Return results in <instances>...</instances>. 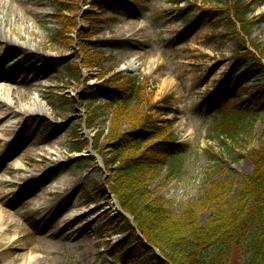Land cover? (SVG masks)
<instances>
[{"label":"rangeland","instance_id":"obj_1","mask_svg":"<svg viewBox=\"0 0 264 264\" xmlns=\"http://www.w3.org/2000/svg\"><path fill=\"white\" fill-rule=\"evenodd\" d=\"M109 1L115 3V8L104 10L105 6H93L97 2L106 5ZM181 1L176 4V0H72L69 3L42 0L38 11H44L46 16L37 20L33 28L43 39L44 49L36 47L35 51L23 54L19 47L23 42H0V69L4 72L21 68L25 76L20 74L18 78L41 79L31 70L38 66L49 69L45 76L48 82L42 91L49 115H35L20 123L17 137L24 144L23 150L65 137L58 153L28 157L27 167L37 170L39 176L24 185L27 193L24 199L9 201L7 219L15 226L6 237L19 241L17 247L10 249L6 261L13 259L18 264L23 255L35 249L34 253L44 264H144L136 254L132 255L135 247H123L126 244L123 233L111 222L116 216L126 214L109 193L106 181L114 177L120 162L110 170L105 167L106 160L117 159L116 150L105 146L110 143L108 137L113 136V143L120 142L128 132L137 129L130 127L136 112L156 121H174L172 137L165 141L180 149L179 154L165 162L164 168L147 175V201H164L176 218L192 207L201 226L216 211L236 208L239 184L252 171L248 155L264 141V91L263 83L253 77V72L244 74L229 90H222L221 85L233 67V53L242 41L264 64V0H252L248 21L255 24L248 36L243 35L230 11L233 0ZM129 25L142 30L135 37L139 45L131 53L144 56L135 68L122 72L124 63L138 58L119 55L121 39L116 36ZM160 27L161 32L157 33ZM15 28L19 30V26ZM104 35L107 42L101 43L99 39ZM153 60L157 67L149 70ZM74 67L75 75L70 71ZM114 74L123 80L138 79L144 87L142 101L129 108L113 109L106 104L101 88ZM255 92L254 96L250 95ZM31 93L28 91L25 99ZM165 97L170 98L172 111L167 117L157 110ZM238 113L243 116V131L229 141L220 130L238 119ZM161 139L151 136L139 147L134 144L130 148L119 147L121 161L144 156ZM16 155L12 153L10 158ZM7 160L0 164V170ZM64 175L71 181L62 186V191L48 188L53 179ZM13 190L14 187L9 188L10 198ZM64 190L72 194L60 201L58 198L64 196L61 193ZM74 196L79 197V210L73 209ZM24 200L30 202L24 204ZM35 202L53 204L52 212L44 221L40 214L32 217L27 225L23 217H27ZM90 210V215L83 217ZM67 213L80 214L72 225L78 236L76 240L66 239L64 232L52 238L46 236V231ZM97 217V222L92 224L91 220ZM129 221L139 238L135 243L169 264L164 258L165 250L144 239L132 219ZM75 241H80L79 247H74ZM6 261L0 259V264Z\"/></svg>","mask_w":264,"mask_h":264},{"label":"trees","instance_id":"obj_2","mask_svg":"<svg viewBox=\"0 0 264 264\" xmlns=\"http://www.w3.org/2000/svg\"><path fill=\"white\" fill-rule=\"evenodd\" d=\"M71 1L63 0L66 3ZM176 2L179 4L182 1ZM232 3L230 11L233 12L238 27L243 35H250V29L255 24L248 21L252 0H233ZM93 6L111 9L115 8V3L109 1L104 5V2H97ZM232 62L233 67L224 77L226 81L221 85L222 90H228L235 81L239 83L244 74L253 72V77L263 83L264 91V64L253 52L245 48L243 41L233 53ZM70 71L75 75L76 67L70 68ZM116 76H111L101 88L102 93L106 95V104L114 109L116 106L129 108L141 102L143 84L136 78L123 80ZM255 94L257 92L250 93L253 96ZM169 100V97L163 98L160 101L163 105L157 109L164 117L172 114ZM238 114L239 118L233 119L232 124H224L225 126L221 127L223 137L229 141L235 140L243 131V116L241 117L242 113ZM135 115L137 119L131 120L130 127L137 129L128 132L120 142L113 143V136L108 137L110 143L105 146L116 150L114 154H117V159L106 160L105 167L110 170L116 163H120L115 167L114 177L106 181L109 193L114 195L122 211L131 217L144 239L152 242L154 247L159 244L165 250L164 258L169 264H264V141H260L258 150L248 155L252 171L239 184L235 195L238 200L236 208L231 211H216L209 222L201 226L192 207L176 218L166 208L164 201H147V175L164 168L165 162L179 154L180 149L172 145L173 142L165 141L172 137L170 130L174 121H156L151 116H139L138 112ZM151 136L162 137L163 141L151 145V149L144 156L121 161L122 150H119V147L130 148L132 144L139 147L151 139ZM100 138L101 135L97 137V143ZM111 222L119 226L120 232L125 236L126 244L123 247H135L132 255L136 254L142 263L167 264L151 250L135 243L139 242V238L124 215L116 216ZM151 237L154 240L150 239Z\"/></svg>","mask_w":264,"mask_h":264},{"label":"bare ground","instance_id":"obj_3","mask_svg":"<svg viewBox=\"0 0 264 264\" xmlns=\"http://www.w3.org/2000/svg\"><path fill=\"white\" fill-rule=\"evenodd\" d=\"M43 5L42 0H0V42H23L20 47V51L30 53L35 51V48L44 49V41L38 36L33 28V24L39 21V19L46 16L44 11L39 12L38 8ZM142 7V6H141ZM19 26V30L15 28ZM161 28L157 33L161 32ZM142 32L141 28L137 25H129L120 29L119 34L116 36L120 40V53L122 57H129L130 55L138 56L133 62L128 61L124 63L121 71H128L135 68L136 64L144 56L132 54L133 47L138 46V42L135 37ZM106 35V34H105ZM105 35L103 39H99L101 43H106ZM138 61V62H137ZM157 64L153 60L149 66V70H152ZM31 71H35L42 78H18L25 76L24 70L16 68L9 72H4L0 69V164L8 159L4 168L0 170V259L6 261L10 249L17 247L19 238L15 241L7 239V235L13 231L15 223L7 219L9 201L24 199L26 196V188L24 185L30 180L39 176L36 173L37 170H31L27 167L28 157L30 155L40 157L46 151L47 156H52L53 153H58L59 147L63 144L65 137L59 136L51 143H37L33 147L23 148L24 144L20 142L18 136L21 128L20 123L32 116H44L49 115L48 104L42 98L43 88L47 85L48 80L45 78L49 69L46 66H38ZM28 91H32L30 97L25 99ZM25 129V128H24ZM26 131V129H25ZM191 132V130H190ZM23 150V151H22ZM8 152L17 153L12 159L11 154ZM70 177L64 175L62 178L53 179L48 185V188L54 191H62L63 185L69 183ZM74 184L77 185L78 181L75 180ZM11 192V198L9 197V188H13ZM24 188V189H23ZM25 190V191H24ZM67 191V190H66ZM64 196L58 198L63 201L66 196H70L72 192H61ZM76 202L73 204L74 210H79L78 204L79 197L74 196ZM30 200H24L25 203H29ZM23 203V202H22ZM67 204V203H66ZM68 205V204H67ZM53 204L48 202H35L32 204V208L27 217H23L27 225L31 224L30 219L34 216L41 215V220L44 221L48 218V215L52 212ZM90 212L83 214V217L90 215ZM80 214L67 213L64 217L60 218L58 223L46 231V236L52 238L59 232H64L65 238L68 240H76L78 237L72 230L73 223L78 219ZM98 220L93 218L92 224H95ZM29 223V224H28ZM6 226V229H1V226ZM25 229V226H24ZM28 235V234H27ZM120 238L119 235H117ZM37 241L42 243L39 238ZM74 247L80 246V241L74 242ZM25 247V246H24ZM29 253L23 255L18 264H44L42 260L36 256V253ZM5 264H15L13 259L7 260Z\"/></svg>","mask_w":264,"mask_h":264},{"label":"water","instance_id":"obj_4","mask_svg":"<svg viewBox=\"0 0 264 264\" xmlns=\"http://www.w3.org/2000/svg\"><path fill=\"white\" fill-rule=\"evenodd\" d=\"M122 213V212H121ZM123 214V213H122ZM125 217H127L129 220H131V218L128 216V215H126V214H123ZM134 226V225H133Z\"/></svg>","mask_w":264,"mask_h":264}]
</instances>
